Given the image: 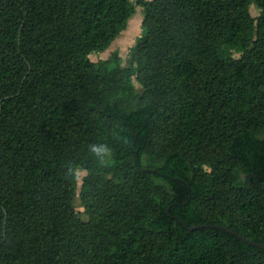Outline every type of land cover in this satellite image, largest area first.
Instances as JSON below:
<instances>
[{
	"label": "trees",
	"instance_id": "obj_1",
	"mask_svg": "<svg viewBox=\"0 0 264 264\" xmlns=\"http://www.w3.org/2000/svg\"><path fill=\"white\" fill-rule=\"evenodd\" d=\"M200 224L264 244V0H0V264H264Z\"/></svg>",
	"mask_w": 264,
	"mask_h": 264
},
{
	"label": "rangeland",
	"instance_id": "obj_2",
	"mask_svg": "<svg viewBox=\"0 0 264 264\" xmlns=\"http://www.w3.org/2000/svg\"><path fill=\"white\" fill-rule=\"evenodd\" d=\"M134 3V0H131ZM250 13L252 16L258 15V9L251 5L250 6ZM143 16V11L141 7H135V12L131 16V18L127 22L126 29L122 31L118 37L111 43L109 48L98 54H93L89 58L91 61L96 62L100 59H107L114 51L118 53V55L122 59V66H125L128 61V52L130 47L134 44L135 39L140 35V24ZM135 87L139 90V85L134 81ZM85 174L84 171L78 170V183H80L81 177ZM75 211L78 215L83 219L86 220L87 217L82 213V208L80 207L79 201L76 200L75 202Z\"/></svg>",
	"mask_w": 264,
	"mask_h": 264
},
{
	"label": "water",
	"instance_id": "obj_3",
	"mask_svg": "<svg viewBox=\"0 0 264 264\" xmlns=\"http://www.w3.org/2000/svg\"><path fill=\"white\" fill-rule=\"evenodd\" d=\"M196 228H214V229H220L222 231H225L227 233L233 234L236 237H238L240 240H242L245 244L253 246V247H257L259 249H263L264 250V244L259 243V242H255V241H251L248 239H245L242 236H239L235 231H233L231 228L224 226V225H219V224H200V225H196L193 227H188V229H196Z\"/></svg>",
	"mask_w": 264,
	"mask_h": 264
},
{
	"label": "clouds",
	"instance_id": "obj_4",
	"mask_svg": "<svg viewBox=\"0 0 264 264\" xmlns=\"http://www.w3.org/2000/svg\"><path fill=\"white\" fill-rule=\"evenodd\" d=\"M91 151L98 157H103V156L108 155L110 153V150L107 148V146L103 145V144L92 145Z\"/></svg>",
	"mask_w": 264,
	"mask_h": 264
}]
</instances>
